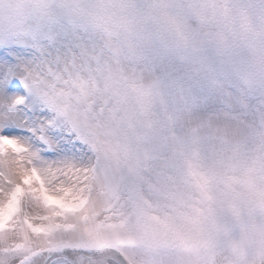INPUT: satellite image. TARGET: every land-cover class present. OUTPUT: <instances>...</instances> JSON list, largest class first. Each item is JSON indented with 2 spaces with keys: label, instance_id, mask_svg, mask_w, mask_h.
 Listing matches in <instances>:
<instances>
[{
  "label": "snow or ice",
  "instance_id": "snow-or-ice-1",
  "mask_svg": "<svg viewBox=\"0 0 264 264\" xmlns=\"http://www.w3.org/2000/svg\"><path fill=\"white\" fill-rule=\"evenodd\" d=\"M153 88L63 14L0 31V264H129L212 219L208 178Z\"/></svg>",
  "mask_w": 264,
  "mask_h": 264
},
{
  "label": "clouds",
  "instance_id": "clouds-1",
  "mask_svg": "<svg viewBox=\"0 0 264 264\" xmlns=\"http://www.w3.org/2000/svg\"><path fill=\"white\" fill-rule=\"evenodd\" d=\"M48 12L94 28L130 77L139 79L133 65L147 49L174 58L188 73L184 105L201 86L251 105L244 122H194L179 135L193 171L208 178L214 215L180 238L130 249L129 264H264V0H0V31Z\"/></svg>",
  "mask_w": 264,
  "mask_h": 264
},
{
  "label": "rangeland",
  "instance_id": "rangeland-1",
  "mask_svg": "<svg viewBox=\"0 0 264 264\" xmlns=\"http://www.w3.org/2000/svg\"><path fill=\"white\" fill-rule=\"evenodd\" d=\"M133 68L139 74L142 84L155 85L159 96L155 99L153 110L158 116L167 114L173 118L172 128L177 135L182 134L184 129L194 122L209 121L217 126H224L247 119L239 100L233 98L222 102L203 86L192 90L191 106L182 104V93L178 88L186 86L188 73L174 58L154 55L151 49H147ZM230 91L232 97H235V91Z\"/></svg>",
  "mask_w": 264,
  "mask_h": 264
}]
</instances>
